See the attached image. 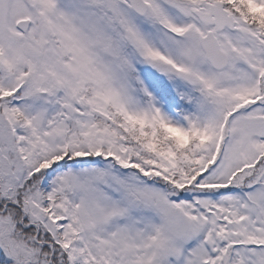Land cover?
<instances>
[{"label": "snow or ice", "instance_id": "snow-or-ice-1", "mask_svg": "<svg viewBox=\"0 0 264 264\" xmlns=\"http://www.w3.org/2000/svg\"><path fill=\"white\" fill-rule=\"evenodd\" d=\"M0 264H264V0H0Z\"/></svg>", "mask_w": 264, "mask_h": 264}]
</instances>
